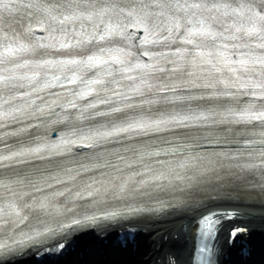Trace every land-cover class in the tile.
Listing matches in <instances>:
<instances>
[{"label":"snow or ice","instance_id":"obj_1","mask_svg":"<svg viewBox=\"0 0 264 264\" xmlns=\"http://www.w3.org/2000/svg\"><path fill=\"white\" fill-rule=\"evenodd\" d=\"M3 65L0 128L17 127L0 137L26 141L0 144V256L63 247L102 206L112 218L206 209L224 188L264 196V0H0ZM224 215L205 211L199 234Z\"/></svg>","mask_w":264,"mask_h":264},{"label":"bare ground","instance_id":"obj_2","mask_svg":"<svg viewBox=\"0 0 264 264\" xmlns=\"http://www.w3.org/2000/svg\"><path fill=\"white\" fill-rule=\"evenodd\" d=\"M211 194L216 196L214 200L211 199L206 209L194 210L184 206L169 215L137 218L134 223L139 228L141 241L144 244L143 248L146 249L145 253L147 255L155 254L153 249L158 242L159 246L156 248L158 253L172 252L180 264H187L195 229L194 219L198 214L211 207L232 208L235 213L234 222L246 225V239L258 251L264 245V196L256 190L230 188L218 189ZM164 234L166 238L162 239ZM83 237L84 235L78 236V241L85 240L84 238L90 239H88V235ZM217 237L220 251L230 254L232 247L226 244L222 230L219 231ZM6 260L9 261V264L26 263L30 261V254L25 251Z\"/></svg>","mask_w":264,"mask_h":264}]
</instances>
